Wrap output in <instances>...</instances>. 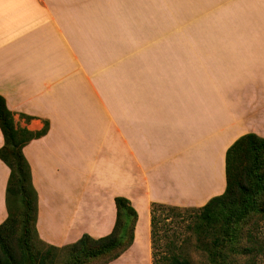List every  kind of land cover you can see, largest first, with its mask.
Masks as SVG:
<instances>
[{"label":"crops","instance_id":"1","mask_svg":"<svg viewBox=\"0 0 264 264\" xmlns=\"http://www.w3.org/2000/svg\"><path fill=\"white\" fill-rule=\"evenodd\" d=\"M57 3L0 0V96L18 127L49 124L23 148L38 236L57 248L105 237L123 198L137 216L133 242L107 264H152L151 204L204 206L225 191L228 148L246 134L264 138V33L213 37L229 47L176 65L150 94V75L132 64L112 99L95 92L90 44L80 50L72 13ZM9 173L0 160V225Z\"/></svg>","mask_w":264,"mask_h":264},{"label":"rangeland","instance_id":"2","mask_svg":"<svg viewBox=\"0 0 264 264\" xmlns=\"http://www.w3.org/2000/svg\"><path fill=\"white\" fill-rule=\"evenodd\" d=\"M57 4L72 13L80 50L90 44L95 92L112 99L121 94V72L132 64H142L144 74L150 75L143 81L144 93L150 94L153 86L164 84L168 70L177 74L176 65L199 63L208 58L204 56L209 51L229 47L223 43L229 41L213 37L264 33V0H58ZM199 221L198 215L188 211L158 222L152 264L153 251L156 260L162 257L160 264L171 256L205 264L206 255L198 249L201 242L197 243L191 231ZM259 225L264 241V222ZM36 248L41 253L47 251L40 244ZM51 254L55 264H61L66 255ZM246 258L239 254L234 257L242 264L247 263ZM257 264H264V253Z\"/></svg>","mask_w":264,"mask_h":264},{"label":"trees","instance_id":"3","mask_svg":"<svg viewBox=\"0 0 264 264\" xmlns=\"http://www.w3.org/2000/svg\"><path fill=\"white\" fill-rule=\"evenodd\" d=\"M48 128V122L36 132L18 127L14 114L0 96V130L4 140L0 160L10 170L5 193L7 218L0 225V264H55L52 252L66 253L61 264L91 261L107 264L133 242L137 216L126 199H115V224L105 237L94 239L83 235L77 242L57 248L43 243L38 236V195L23 148L30 141L44 136ZM225 177L224 193L211 198L202 207L151 204L153 250L158 222L189 211L198 215L200 220L191 231L197 237V243L201 242L198 249L206 255L205 264H242L234 259L237 254L247 257L246 264H257V258L264 253L259 225L264 222V138L255 134L238 138L226 151ZM248 222H251L249 227ZM37 244L45 246L47 251L41 253ZM155 256L153 251V264H160L162 257L156 260ZM164 264L193 263L171 256Z\"/></svg>","mask_w":264,"mask_h":264}]
</instances>
